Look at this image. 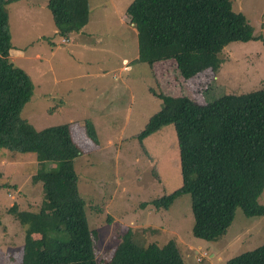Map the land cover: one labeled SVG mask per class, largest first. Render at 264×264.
<instances>
[{
  "label": "rangeland",
  "instance_id": "374dc122",
  "mask_svg": "<svg viewBox=\"0 0 264 264\" xmlns=\"http://www.w3.org/2000/svg\"><path fill=\"white\" fill-rule=\"evenodd\" d=\"M132 1L88 0L89 24L83 31L93 33L95 42L81 44L87 46V50L80 48L84 56L71 45L77 34L62 40L54 32L48 0L8 4L11 42L16 48L9 59L25 70L34 85L22 117L37 131L69 127L79 149L74 160L77 189L85 202L88 227L96 232L100 264L110 259L126 230L141 245L163 246L174 241L184 264H226L260 246L264 218H248L237 210L224 235L212 242L194 238L188 195L180 196L167 209L155 206L182 185L173 125L141 141L136 136L161 109L155 94L184 95L208 105L223 95L264 89V0H231L232 9L246 17L253 34L263 42L230 43L218 55L221 66L217 72L206 70L189 79L178 74L172 60L151 67L136 60L137 31L125 15ZM90 38L81 36L83 41ZM51 42L58 47H48ZM78 60L80 65H76ZM104 67L108 72L104 76L93 73ZM106 99L118 112L110 121L103 112H96ZM123 122L128 126L123 127ZM84 125L94 127L96 143L86 136ZM36 166L34 154L0 152V264H20L22 254L21 227L7 211L12 206L19 211L38 210L43 203L41 185L31 182ZM259 203L264 204V190Z\"/></svg>",
  "mask_w": 264,
  "mask_h": 264
},
{
  "label": "trees",
  "instance_id": "16d2710c",
  "mask_svg": "<svg viewBox=\"0 0 264 264\" xmlns=\"http://www.w3.org/2000/svg\"><path fill=\"white\" fill-rule=\"evenodd\" d=\"M12 1L0 0V152L35 155L31 182L41 185L44 197L38 210L19 211L12 206L7 211L24 237L20 264H100L96 232L88 227L85 202L77 189L74 160L79 149L69 127L37 131L22 117L34 85L9 59L14 46L7 6ZM46 7L59 37L78 33L88 23V0H48ZM125 15L137 31V61L151 67L172 60L183 79L206 70L217 72L221 66L218 55L230 43L263 42L253 34L246 17L232 9L231 0H133ZM155 95L161 109L136 139L141 141L173 125L182 179L181 187L155 206L167 209L188 195L191 234L211 242L226 233L237 210L248 218H264V204L259 203L264 190V89L223 95L208 105L184 95ZM84 126L86 136L96 143L94 127ZM101 264L184 261L174 241L163 246L141 245L127 230L110 259ZM226 264H264V236L259 247Z\"/></svg>",
  "mask_w": 264,
  "mask_h": 264
},
{
  "label": "crops",
  "instance_id": "0c3cea01",
  "mask_svg": "<svg viewBox=\"0 0 264 264\" xmlns=\"http://www.w3.org/2000/svg\"><path fill=\"white\" fill-rule=\"evenodd\" d=\"M89 21V20H88ZM87 24H89V23H87ZM87 24L78 32V33H74L76 36V39L75 38H71L72 39V42L73 43H71V45L73 46V49H78V51L77 52H79L80 54H81V56L83 55L84 56V53L81 51V49L83 48L84 50H87V46L86 45H82L81 46V44L82 43H85V44H91V43H93V42H95L93 39L95 38V35L93 34V33H89L88 34V32L87 31H90V25L87 27V29H86V32L87 33H84V28L87 26ZM91 24V23H90ZM135 29V28H134ZM54 32H56L57 33V31H54ZM56 33H53V34H56ZM74 34H69L67 37H60L62 40H64V39H67V38H69V37H71V36H73ZM79 34V35H78ZM78 36V37H77ZM81 36H86V37H91L89 40H86V41H83V40H81ZM92 36H94V37H92ZM47 37H49V36H47ZM79 38V39H78ZM36 39H38V38H36ZM61 42V41H60ZM66 44H68V43H66ZM13 45V44H12ZM81 46V47H80ZM48 47H50L51 49H54V47H58V46H55V44H54V42H51V43H49V45H48ZM14 48V50L16 49L15 47H13ZM81 48V49H80ZM41 48H39V52H41ZM12 51V50H11ZM10 51V52H11ZM38 51L36 52L37 54L35 55V58L33 59V61H36L37 62V60L39 59V58H37L38 57V53H39ZM71 52H73V50H71ZM37 58V60H35ZM138 59V56H137V58H136V60ZM121 61H122V63H127V60L126 59H121ZM131 62H133V61H131ZM81 64V61H77V63H76V65H80ZM83 64H88V62H86V61H83ZM107 68L106 67H104V68H100L99 70H98V72H93L95 75H102V76H104L106 73H108V72H106L107 70H106ZM34 70V72H36V74L38 75L39 74V70L38 69H33ZM25 71V70H24ZM30 77V76H29ZM96 112H103L104 114L102 115V116H106V121H110V120H112V115H114V114H117L118 112H114V107H113V105H112V101L111 100H107L106 99V101L103 103V105L101 106V107H99V109L98 110H96ZM111 116V119H109V117ZM147 121H148V119H147ZM129 124V123H128ZM128 124H125V122H123V127H126V126H128ZM96 128V127H95ZM121 137V136H120ZM107 142L108 143H110L111 144V139H108L107 140Z\"/></svg>",
  "mask_w": 264,
  "mask_h": 264
},
{
  "label": "clouds",
  "instance_id": "9594fccd",
  "mask_svg": "<svg viewBox=\"0 0 264 264\" xmlns=\"http://www.w3.org/2000/svg\"><path fill=\"white\" fill-rule=\"evenodd\" d=\"M71 136H72V134H71ZM74 141V140H73ZM93 142V141H92ZM75 143V142H74ZM127 231V230H126Z\"/></svg>",
  "mask_w": 264,
  "mask_h": 264
}]
</instances>
